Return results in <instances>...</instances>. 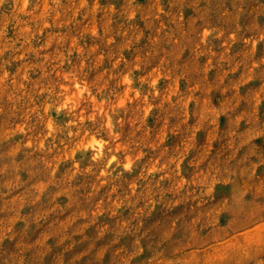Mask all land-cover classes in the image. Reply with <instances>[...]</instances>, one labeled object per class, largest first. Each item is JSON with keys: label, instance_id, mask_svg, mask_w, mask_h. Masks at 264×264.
I'll list each match as a JSON object with an SVG mask.
<instances>
[{"label": "rangeland", "instance_id": "374dc122", "mask_svg": "<svg viewBox=\"0 0 264 264\" xmlns=\"http://www.w3.org/2000/svg\"><path fill=\"white\" fill-rule=\"evenodd\" d=\"M0 264H264V0H0Z\"/></svg>", "mask_w": 264, "mask_h": 264}, {"label": "clouds", "instance_id": "9594fccd", "mask_svg": "<svg viewBox=\"0 0 264 264\" xmlns=\"http://www.w3.org/2000/svg\"><path fill=\"white\" fill-rule=\"evenodd\" d=\"M61 107H68L69 108V111H71V106H69V105H67V104H62L61 105ZM59 111V110H58ZM81 119H83L84 117H80ZM90 119H95V117L94 116H92V117H89ZM75 121H70V123H74ZM48 127L49 128H51L52 127V123L51 122H49V124H48ZM104 142L103 141H96V140H94L93 142H92V144L91 145H84V147L85 148H87V147H89V146H96V145H102ZM98 155H99V149H97V156H94L93 157V159H97V157H98ZM113 159H115L116 157L115 156H113L112 157ZM125 167L126 168H130L131 167V161H129V163L128 164H125Z\"/></svg>", "mask_w": 264, "mask_h": 264}]
</instances>
